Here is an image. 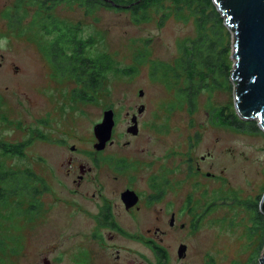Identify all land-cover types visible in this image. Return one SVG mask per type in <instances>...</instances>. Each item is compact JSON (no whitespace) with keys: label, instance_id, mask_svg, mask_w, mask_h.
I'll return each instance as SVG.
<instances>
[{"label":"rangeland","instance_id":"rangeland-1","mask_svg":"<svg viewBox=\"0 0 264 264\" xmlns=\"http://www.w3.org/2000/svg\"><path fill=\"white\" fill-rule=\"evenodd\" d=\"M12 2L0 0V26L6 33L0 37V141L25 144L22 154L0 152V163L17 172L39 173L50 184L49 189L39 192V197L47 201L61 196L62 202L45 206L37 225L28 222L26 227H21V217L24 211H31L29 206L17 215L0 207V238L6 236L1 238L0 253L7 252L2 260L7 264H39L48 257L54 263L61 262L58 259L61 249H67L69 237H76L75 227H84L85 219L69 220L63 202L69 196L68 191L58 179H66L68 157L91 166L89 150H94L96 142L93 127L101 121L105 109L113 108L112 138L117 143L105 153L110 150L114 155L122 154L116 148L131 140L133 145L130 143L123 151L135 150L136 156L151 162L155 169L164 166L172 182L185 179L182 189L187 192L206 189L211 195L214 189L213 207L201 217L197 235L177 240H185L192 250L196 246L199 249L188 263L199 264L202 254L209 251L217 253L216 259L221 261L218 264H262L258 257L264 246V211L260 205L264 195V130L256 119L241 118L236 111L234 82L230 78L234 39L226 24L223 36L231 64L229 78L217 77L215 84L207 86L209 90L201 86L193 105L180 95L181 87H177L178 78L182 85L188 76L179 62L180 43L197 35L194 17L188 10L175 14L171 2L165 0L162 8L169 15L163 23L159 8L150 13V20L136 22L128 8L101 4L87 13L79 4L57 2L52 6L53 15L78 26V34L83 38L92 39L86 44L85 53L95 56L107 52L120 66H134L138 70L129 75L113 72L101 87L88 90L93 99L85 101L73 92L74 78L60 76L53 68L47 44L52 36L48 37L31 20L39 9L36 3L24 0L18 9L22 15L21 32L6 29L1 12ZM154 59L178 70L162 69V77L154 78L149 67ZM140 89L144 92L142 96L138 94ZM141 101H145V109L140 117V132L132 136L127 134L126 111L136 113ZM214 107L224 109L223 116L214 113L216 122L235 112L247 123L242 129L219 126L211 120L210 110ZM248 120L254 121L258 128H253ZM72 145L74 150L70 149ZM196 163L203 169L197 172ZM205 172L213 175L206 176ZM136 183L139 187L143 183L140 175ZM187 214H179V220L190 221ZM21 231L22 243L17 240ZM59 242L63 246L58 248Z\"/></svg>","mask_w":264,"mask_h":264},{"label":"flooded vegetation","instance_id":"flooded-vegetation-1","mask_svg":"<svg viewBox=\"0 0 264 264\" xmlns=\"http://www.w3.org/2000/svg\"><path fill=\"white\" fill-rule=\"evenodd\" d=\"M57 2L58 0H54V4ZM12 4L6 5L1 12V18L6 20L4 23L6 29L9 27L6 26L7 19L3 13L13 6ZM13 28L19 30L14 25ZM5 35L0 26V37ZM144 102L141 101L137 106L136 113L132 110L126 111V115L129 116L127 126L132 124V117L136 116L138 131L141 128L140 117L145 109ZM140 107L143 109L138 112ZM139 132L132 136L139 135ZM116 143L115 139L113 143H107L104 149L97 151L100 153L89 150V153H93V156H89L93 160L91 166L73 157L66 159L67 166L64 170L66 179H58L59 184L69 195L63 198L66 206L64 207L68 209L69 220L77 222V219H85V226L75 227L76 237H69L71 242L67 249L66 247L61 249L58 255L61 262L54 263L48 257H44L39 264H64L65 261H68V264H190L188 260L192 259V254L198 252L197 246L192 250L188 242L177 240L188 235L194 237L197 235L201 217L203 218L213 207L214 189L211 195L206 189H193L187 192V189H182L185 179L177 178L172 182L164 166L155 169L151 162L136 156L135 150L123 151L133 145L131 140H126L123 145L116 148L122 154L114 155L110 150L105 153ZM201 169L203 168L200 163H196L197 172ZM205 174L213 175L211 172ZM36 175L41 176L39 173ZM139 175L143 179L140 187L136 183ZM47 184L50 188V184ZM128 189L134 191L137 196L136 202L132 205L126 203L122 196ZM40 191L36 194L40 201L39 206L30 208L29 213L24 211L21 227H26L28 222L37 225L45 206L49 208L55 201L62 202L61 196L56 200L51 198L44 201L39 197ZM181 213L183 215L188 213L190 221L185 218L179 220ZM23 237L21 231L17 240L22 243ZM56 246L62 247L63 243L59 242ZM20 249L22 250V244ZM6 254L7 252L0 254V264H7L4 259L2 260ZM216 255L217 253L205 251L199 264H218L220 260L216 259Z\"/></svg>","mask_w":264,"mask_h":264},{"label":"trees","instance_id":"trees-1","mask_svg":"<svg viewBox=\"0 0 264 264\" xmlns=\"http://www.w3.org/2000/svg\"><path fill=\"white\" fill-rule=\"evenodd\" d=\"M24 0H15L10 8L3 13L7 19L9 28L13 25L19 28L21 32L22 15H19V8L22 7ZM66 1L67 3L79 4L81 8L88 13L92 12L101 4L128 8L131 11L132 18L136 22L150 20L151 12H156L161 9V23L169 13L162 8L165 0H58ZM171 2V10L175 14H181L183 10H188L189 14L194 17V24L197 35L194 38H188L180 43L182 57L180 65L185 70L187 80L180 85L178 78L179 93L185 97L188 103H195L197 94L201 86L215 84L217 77H228V72L231 68L230 59L227 58L228 46L224 40V20L219 11L215 8L212 0H169ZM31 3L38 5V10L35 12L32 23H36L39 29L49 37L47 44L50 46L49 54L52 59L53 68L62 76H70L75 80V90L73 92L81 100L93 99L92 93L87 94L89 89H97L102 86L103 81L109 78L113 72H118L122 75H129L135 70L134 66L122 67L114 60L113 56L107 52L100 53L95 56L85 53L86 44H90L91 38H83L78 34V26L75 27L64 19L56 18L52 13L54 0H33ZM13 7L15 8L13 10ZM164 11V12H163ZM163 12V13H162ZM2 16V15H1ZM139 56L134 55V60L137 61ZM146 62H144L145 64ZM154 59L149 63L150 75L154 78L159 76L160 70H170V67L177 71L178 69L169 64H162ZM200 63V64H199ZM229 68V69H228ZM138 71V70H137ZM183 73V75H184ZM60 75V76H61ZM177 75H180L177 73ZM195 78H198L196 80ZM208 78V80H206ZM229 78V77H228ZM208 81V82H205ZM168 85H171L167 83ZM186 88H182L184 86ZM173 86V85H171ZM208 89V88H207ZM209 90V89H208ZM192 105V106H193ZM184 109V108H182ZM223 108L214 107L210 110L211 120L223 127L243 128L247 121H242L235 113L231 112L224 116L223 121L216 122L214 113L217 112L218 117L223 116ZM194 109L190 112L192 113ZM227 118V119H226ZM226 119V120H224ZM253 128H258L254 121H249ZM24 142L9 143L0 141V152L5 154H22ZM93 153L98 150H92ZM93 153H89L93 156ZM99 156V154H98ZM49 189L44 177L36 176L32 172L21 171L17 172L10 168H5L0 163V207L2 209L12 210V213L20 214L21 209L29 206V209L35 205L39 206V200L34 199L38 191ZM35 193V194H34ZM10 198L8 200L7 198ZM13 199V200H12ZM24 203V204H23ZM27 204V205H25ZM37 206V207H38ZM8 220H12L9 219ZM5 234L1 236L4 237ZM0 238V241H1ZM3 246V244H0ZM3 254V253H0Z\"/></svg>","mask_w":264,"mask_h":264},{"label":"water","instance_id":"water-1","mask_svg":"<svg viewBox=\"0 0 264 264\" xmlns=\"http://www.w3.org/2000/svg\"><path fill=\"white\" fill-rule=\"evenodd\" d=\"M223 16L224 23L233 34V68L230 78L234 82V104L238 115L244 119H256L264 130V0H212ZM138 94L143 95L140 89ZM143 107L138 109L141 112ZM115 124L113 108L104 110L101 121L93 127L95 150H102L113 143ZM136 116L127 127V133L137 134ZM75 145L70 147L74 150ZM122 196L126 203L136 202V194L126 190ZM264 211V195L261 200ZM258 260L264 264V246Z\"/></svg>","mask_w":264,"mask_h":264},{"label":"bare ground","instance_id":"bare-ground-1","mask_svg":"<svg viewBox=\"0 0 264 264\" xmlns=\"http://www.w3.org/2000/svg\"><path fill=\"white\" fill-rule=\"evenodd\" d=\"M200 64V63H199ZM229 69V68H228ZM260 215V214H259Z\"/></svg>","mask_w":264,"mask_h":264}]
</instances>
